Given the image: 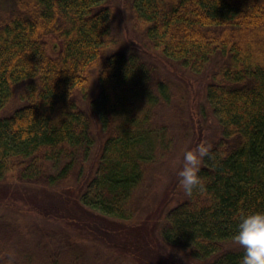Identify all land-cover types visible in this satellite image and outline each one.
Returning <instances> with one entry per match:
<instances>
[{"label":"trees","instance_id":"1","mask_svg":"<svg viewBox=\"0 0 264 264\" xmlns=\"http://www.w3.org/2000/svg\"><path fill=\"white\" fill-rule=\"evenodd\" d=\"M114 1L0 0V204L13 200L7 180L49 199L35 208L43 222L0 211V264H175L168 247L240 264L237 217L264 210V0H126L131 47ZM158 54L197 74L213 68L207 100L221 134L201 159L206 190L169 198V187L146 234L130 224L175 145L159 110L183 96L157 77Z\"/></svg>","mask_w":264,"mask_h":264},{"label":"rangeland","instance_id":"2","mask_svg":"<svg viewBox=\"0 0 264 264\" xmlns=\"http://www.w3.org/2000/svg\"><path fill=\"white\" fill-rule=\"evenodd\" d=\"M126 0H115V26L117 34L120 38V42L125 47L136 46L138 37H133L132 33V13L129 8L125 7ZM122 45V46H123ZM55 46V45H54ZM151 61L157 66V77L163 76L167 80L173 81L175 84L181 87L182 97H174L169 107L161 106L159 112L162 120H167L172 128L175 138L174 151L170 159L165 162L161 167H158L153 176L147 180V192L142 198V202L146 204L136 215L130 226L142 227L144 232L148 234L145 226L149 224V211L156 205L158 206L165 195V191L172 186V197H181L179 192L182 191V187L179 184L178 171L183 167L184 154L187 151H197L201 147L209 148L213 141L219 138L221 134V128L217 118L213 113L211 104L207 100V85L209 82V73L213 70L212 67L207 68L201 73H194L186 68H183L174 60H168L166 58L153 56ZM84 107L87 111L92 112L88 103L84 102ZM95 131H97V125H95ZM100 142L92 150L91 157L87 162L86 175L93 173L95 163L100 157ZM12 183L14 186L11 188L7 196L13 197V200L6 199L4 204H0V211L7 214L8 219L17 220L20 222L31 221L37 219L40 222L46 221L44 214L35 210L40 209L45 201L49 199L40 195L37 191L39 186H31L32 184H25V187L17 191L18 185L15 182L7 180L4 182ZM18 185V186H17ZM74 180L70 181L69 187H76ZM22 187V186H21ZM67 186H60L56 190V193L63 194ZM172 201V199H171ZM173 205L176 204L172 201ZM34 218V219H33ZM57 223H61L57 220ZM56 224V223H53ZM57 225V224H56ZM64 226V225H63ZM131 226V227H132ZM82 237V236H81ZM132 250L129 248L125 251ZM171 252V257L174 259L175 264H199L194 258L188 257V255L181 250L174 247H168ZM136 256V255H135ZM133 256V257H135ZM129 260L131 264H141L137 259ZM202 264V263H201Z\"/></svg>","mask_w":264,"mask_h":264},{"label":"clouds","instance_id":"3","mask_svg":"<svg viewBox=\"0 0 264 264\" xmlns=\"http://www.w3.org/2000/svg\"><path fill=\"white\" fill-rule=\"evenodd\" d=\"M31 119L18 122L19 127L27 129ZM208 148L184 154L183 167L178 171L179 184L184 192L191 196L204 192L206 185L200 175V164ZM233 240L242 251L240 264H264V210L247 211L238 215Z\"/></svg>","mask_w":264,"mask_h":264}]
</instances>
